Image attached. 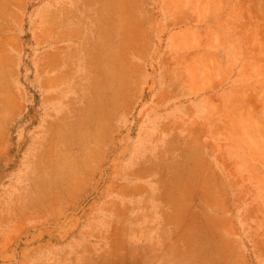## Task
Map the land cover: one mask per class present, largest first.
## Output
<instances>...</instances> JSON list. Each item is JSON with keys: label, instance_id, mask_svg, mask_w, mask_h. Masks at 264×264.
<instances>
[{"label": "rangeland", "instance_id": "obj_1", "mask_svg": "<svg viewBox=\"0 0 264 264\" xmlns=\"http://www.w3.org/2000/svg\"><path fill=\"white\" fill-rule=\"evenodd\" d=\"M0 264H264V0H0Z\"/></svg>", "mask_w": 264, "mask_h": 264}, {"label": "crops", "instance_id": "obj_2", "mask_svg": "<svg viewBox=\"0 0 264 264\" xmlns=\"http://www.w3.org/2000/svg\"><path fill=\"white\" fill-rule=\"evenodd\" d=\"M73 4V0H70V5H72ZM72 31V30H71Z\"/></svg>", "mask_w": 264, "mask_h": 264}]
</instances>
